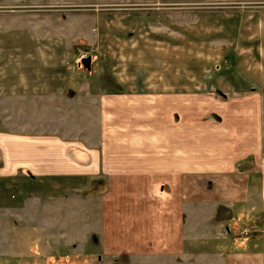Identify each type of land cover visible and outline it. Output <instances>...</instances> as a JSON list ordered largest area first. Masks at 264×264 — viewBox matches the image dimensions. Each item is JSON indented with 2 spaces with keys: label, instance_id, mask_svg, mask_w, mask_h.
I'll use <instances>...</instances> for the list:
<instances>
[{
  "label": "crops",
  "instance_id": "1",
  "mask_svg": "<svg viewBox=\"0 0 264 264\" xmlns=\"http://www.w3.org/2000/svg\"><path fill=\"white\" fill-rule=\"evenodd\" d=\"M81 59L90 67L91 57ZM94 76L87 118L71 111V118L51 119L48 130L0 135L4 176L26 170L85 180L80 193L39 195L31 211L7 199L0 264L60 257L71 264H264L258 96L105 89V75ZM40 88L28 94L40 99L36 106L49 99L60 108L66 97L64 104H74L70 88ZM85 123L86 133L71 138ZM240 225L248 235L238 234Z\"/></svg>",
  "mask_w": 264,
  "mask_h": 264
},
{
  "label": "rangeland",
  "instance_id": "2",
  "mask_svg": "<svg viewBox=\"0 0 264 264\" xmlns=\"http://www.w3.org/2000/svg\"><path fill=\"white\" fill-rule=\"evenodd\" d=\"M95 73L105 75V89L229 100L254 93L264 118V0H0L1 136L48 130L51 119L71 118V111L87 118L85 94ZM38 87L61 94L70 88L75 105L64 104L66 97L60 108L49 99L36 106L40 99L28 94ZM81 126L87 124L71 129V138L86 133ZM2 172L0 209L8 199L15 210H35L39 195L80 193L85 183ZM60 258L49 264H71Z\"/></svg>",
  "mask_w": 264,
  "mask_h": 264
},
{
  "label": "built area",
  "instance_id": "3",
  "mask_svg": "<svg viewBox=\"0 0 264 264\" xmlns=\"http://www.w3.org/2000/svg\"><path fill=\"white\" fill-rule=\"evenodd\" d=\"M248 233H249V230L246 226H243V225L239 226V230H238L239 235L246 236V235H248Z\"/></svg>",
  "mask_w": 264,
  "mask_h": 264
}]
</instances>
